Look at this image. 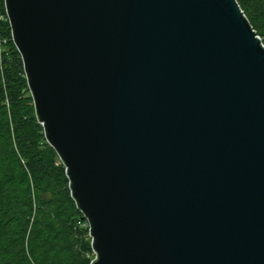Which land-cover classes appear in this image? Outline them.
I'll use <instances>...</instances> for the list:
<instances>
[{
    "label": "water",
    "instance_id": "obj_1",
    "mask_svg": "<svg viewBox=\"0 0 264 264\" xmlns=\"http://www.w3.org/2000/svg\"><path fill=\"white\" fill-rule=\"evenodd\" d=\"M90 264H264V46L236 0H3Z\"/></svg>",
    "mask_w": 264,
    "mask_h": 264
},
{
    "label": "trees",
    "instance_id": "obj_2",
    "mask_svg": "<svg viewBox=\"0 0 264 264\" xmlns=\"http://www.w3.org/2000/svg\"><path fill=\"white\" fill-rule=\"evenodd\" d=\"M236 2L264 46V0ZM5 15L0 0V264H90L87 221L37 122Z\"/></svg>",
    "mask_w": 264,
    "mask_h": 264
},
{
    "label": "rangeland",
    "instance_id": "obj_3",
    "mask_svg": "<svg viewBox=\"0 0 264 264\" xmlns=\"http://www.w3.org/2000/svg\"><path fill=\"white\" fill-rule=\"evenodd\" d=\"M89 241L91 242V239H90V237H89ZM94 255L92 254V255H89L88 257L91 259V260H93V257Z\"/></svg>",
    "mask_w": 264,
    "mask_h": 264
},
{
    "label": "built area",
    "instance_id": "obj_4",
    "mask_svg": "<svg viewBox=\"0 0 264 264\" xmlns=\"http://www.w3.org/2000/svg\"><path fill=\"white\" fill-rule=\"evenodd\" d=\"M3 19H4V17H3V16H0V22H1ZM5 20H7L6 15H5ZM92 254H93V252H92ZM93 255H94V254H93Z\"/></svg>",
    "mask_w": 264,
    "mask_h": 264
}]
</instances>
